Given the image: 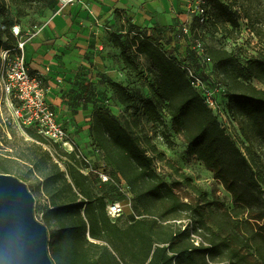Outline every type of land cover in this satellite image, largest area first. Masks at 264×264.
I'll use <instances>...</instances> for the list:
<instances>
[{
    "label": "trees",
    "instance_id": "obj_1",
    "mask_svg": "<svg viewBox=\"0 0 264 264\" xmlns=\"http://www.w3.org/2000/svg\"><path fill=\"white\" fill-rule=\"evenodd\" d=\"M227 1L212 4L231 22ZM6 5L0 0V50L17 41L14 25L6 19ZM256 36L262 40L259 32ZM108 39L120 52L124 68L150 95L143 104L146 121L157 128L169 119L187 154L230 194L232 205L209 199L194 186L141 131L138 120L122 124L107 108L94 109L88 128L92 149L102 154L99 165L106 169L107 183L93 173H81L89 165L77 147L68 153L26 130L33 141L19 158L30 165L29 174L40 177L35 193L47 204L39 221L48 230L53 264H264V53L247 57L244 64L227 49L204 53L212 64L205 75L216 73L222 101L237 124L240 137L234 140L193 87L185 69L196 71L192 65L170 56L153 35L109 33ZM141 57L149 64L144 71L139 70ZM107 86L126 111L133 108L127 87L117 82ZM156 161L168 165L195 199L184 202L174 191L181 182L168 184L155 171ZM15 167L12 161L0 162V173L9 174ZM19 177L25 183L28 176ZM92 182L124 185L137 215L124 226L117 221L121 216L111 220L107 205L118 200L95 192Z\"/></svg>",
    "mask_w": 264,
    "mask_h": 264
},
{
    "label": "rangeland",
    "instance_id": "obj_2",
    "mask_svg": "<svg viewBox=\"0 0 264 264\" xmlns=\"http://www.w3.org/2000/svg\"><path fill=\"white\" fill-rule=\"evenodd\" d=\"M64 1L6 0V19L10 27L24 24L28 28H34V26L41 25V23L46 21L52 13H55ZM185 5L189 9L186 14L189 17L187 21L190 27L188 28V33H185L181 27L176 36L180 41H189L187 44L189 48L187 49V56L179 59L181 63L192 65L196 69L197 74L203 76L208 83L219 81L216 73L211 75V77L205 75V73L211 72L212 64H205L198 58L196 49L198 44H200L204 53H206V49H211L214 52L220 49H227L234 53L243 64L246 62L247 57L259 56L264 53V0H228V13L232 17L231 22L227 20L219 9H216L212 4V0H186ZM190 7H193L197 13L191 12ZM197 9L204 10L203 25L198 19ZM2 18L0 14V22ZM39 18H42V22L38 21ZM1 29L4 30L3 28ZM256 32L261 34L262 40L256 36ZM251 33H253V36ZM109 55L112 58L115 57L112 54ZM114 61V70L105 72L106 70L104 71L103 69L106 67L102 66L99 70L103 69L98 75L94 73L92 76H86V79L79 77L81 82H76V84H81L82 87L72 88L73 94L70 96L72 112L76 113L74 109L82 110L83 119H85L79 130L85 132L86 135L88 134L87 126L89 123L86 122V119H90L91 113L98 107L107 108L122 124L130 123L131 120L136 119L139 121L141 131L151 136L152 142L157 149L163 152L166 159L181 174L186 175L194 186L205 191L209 199L218 198L231 206L230 194L213 178L212 174L205 169L201 162L187 154L186 145L173 133L169 119L166 120L164 126H158L157 128L146 121L143 104L150 97L147 89L143 88L127 72L120 59ZM148 65L144 57L139 59L140 71H144ZM145 76L147 77L146 73ZM82 82L86 84H82ZM108 82H117L129 89L134 98L133 108L130 111H126L118 103L107 86ZM253 84L260 87L256 82H253ZM67 129L69 131L68 127ZM31 142L19 130L11 125H4L0 120V162L5 163L6 160H9L16 164V167L9 171V175L16 178H20V174L28 176L25 184L34 192L35 216L39 220L41 211L47 204L42 194L35 193L37 192L36 186L40 181V177L37 174H29L30 165L19 158L21 155H26L25 147ZM101 156L102 154L91 148L86 158L91 159L92 163L99 165ZM59 163L63 166V162ZM154 169L168 184H171L172 181L181 182V186H177L174 191L184 202L195 199V194L185 186L184 181L180 180L164 162L156 161ZM91 186L97 193L105 192L109 199L118 200L124 205L129 202L128 197L130 195H128L126 187L122 184L118 186L112 184L101 186L97 182H92ZM136 215L134 208L126 206L124 214L117 220L118 224L124 226L129 222L131 216Z\"/></svg>",
    "mask_w": 264,
    "mask_h": 264
},
{
    "label": "crops",
    "instance_id": "obj_3",
    "mask_svg": "<svg viewBox=\"0 0 264 264\" xmlns=\"http://www.w3.org/2000/svg\"><path fill=\"white\" fill-rule=\"evenodd\" d=\"M185 2L65 0L41 25L19 26L24 31L35 32L26 47L29 69L44 80L48 102L81 155H89L93 143L88 134L79 130L85 119L82 110L72 112L71 90L82 87L76 84L81 82L79 77L86 79L94 73L98 75L102 66L106 67L105 72L114 70V60L120 59V52L112 47L108 34L153 35L170 56L183 58L187 56L189 41H180L176 33L181 27L188 32L190 27ZM38 21L42 22V18Z\"/></svg>",
    "mask_w": 264,
    "mask_h": 264
},
{
    "label": "built area",
    "instance_id": "obj_4",
    "mask_svg": "<svg viewBox=\"0 0 264 264\" xmlns=\"http://www.w3.org/2000/svg\"><path fill=\"white\" fill-rule=\"evenodd\" d=\"M190 11L195 12L193 7H190ZM197 11L198 19L203 25L204 10L197 9ZM182 30L188 33L184 28ZM12 33L17 40L15 46L0 50L1 122L19 130L28 140L33 141L27 135L26 130H32L49 143L58 145L68 153L73 152L75 148L73 140L48 102V88L45 86L44 80L38 73L31 72L28 66L26 47L35 32L24 31L19 26H14ZM251 35L253 36V33ZM196 49L198 58L205 64H211V60L206 57L200 44L196 46ZM185 69L206 107L217 118L220 128L232 139L237 140L240 134L236 122L231 118L222 101V86L215 82L208 83L190 67H185ZM43 147L50 151L48 146L43 145ZM85 162L89 167L80 170L82 174L93 173L101 183L110 181L104 166L99 165L98 168L93 169L88 159H85ZM128 198L129 202L126 205L118 201L107 205L106 212L111 220L122 216L126 206L131 208V197ZM195 244L198 245V242Z\"/></svg>",
    "mask_w": 264,
    "mask_h": 264
},
{
    "label": "water",
    "instance_id": "obj_5",
    "mask_svg": "<svg viewBox=\"0 0 264 264\" xmlns=\"http://www.w3.org/2000/svg\"><path fill=\"white\" fill-rule=\"evenodd\" d=\"M48 242L27 185L0 173V264H53Z\"/></svg>",
    "mask_w": 264,
    "mask_h": 264
}]
</instances>
